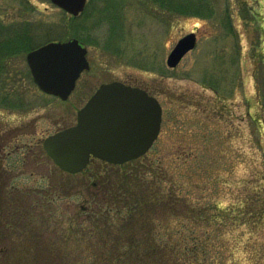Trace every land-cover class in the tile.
<instances>
[{
  "label": "rangeland",
  "instance_id": "rangeland-1",
  "mask_svg": "<svg viewBox=\"0 0 264 264\" xmlns=\"http://www.w3.org/2000/svg\"><path fill=\"white\" fill-rule=\"evenodd\" d=\"M208 1L213 13L204 17L167 11L156 0H88L73 19L51 0H0L1 32L19 37L27 29L32 40L28 51L18 45L0 56V130L15 144H28L0 161L22 188L64 185L65 197L56 200L59 222L48 229L69 238V264H101L88 241L69 233L71 224L80 227L74 216L83 217L82 207L95 209L101 201L92 172L103 178L120 171L95 160L68 173L43 140L75 124L99 86L116 80L147 88L163 106L161 134L142 158H159L190 205L225 209L217 240L223 264H264V0ZM190 32L197 46L169 67L168 54ZM73 38L87 48L90 69L62 100L37 86L27 54Z\"/></svg>",
  "mask_w": 264,
  "mask_h": 264
},
{
  "label": "trees",
  "instance_id": "trees-1",
  "mask_svg": "<svg viewBox=\"0 0 264 264\" xmlns=\"http://www.w3.org/2000/svg\"><path fill=\"white\" fill-rule=\"evenodd\" d=\"M156 1L167 11L204 17L213 13L208 0ZM2 29L0 24V56L10 55L18 45L29 50L32 40L24 33L27 29H22L19 37L4 34ZM2 130L0 159L27 147L20 142L18 148L12 135ZM141 158L108 163L118 165L120 173L103 178L97 169L92 172L90 176L103 192L101 201L95 209L85 206L82 218L74 216L80 227L71 224L69 235L76 233L80 241H88V249L102 255L101 264H223V242L217 240L225 232L219 223L223 220L224 224L225 209L190 205L167 178L166 166L159 164V158L148 162ZM9 166L0 161V264H69L67 259H74L71 251L66 252L69 238L61 237L59 228L53 233L48 229L59 222L56 200L65 197L64 185L22 188L16 182L18 174L7 172ZM167 182L171 184L168 189Z\"/></svg>",
  "mask_w": 264,
  "mask_h": 264
},
{
  "label": "water",
  "instance_id": "water-1",
  "mask_svg": "<svg viewBox=\"0 0 264 264\" xmlns=\"http://www.w3.org/2000/svg\"><path fill=\"white\" fill-rule=\"evenodd\" d=\"M87 0H52L78 15ZM197 45V34L180 38L167 57L175 68ZM88 50L77 38L50 41L27 54L35 83L47 93L67 99L81 73L90 69ZM162 105L140 87L121 81L102 84L78 112L76 125L44 140V147L62 169L82 171L91 155L124 163L148 152L160 133Z\"/></svg>",
  "mask_w": 264,
  "mask_h": 264
},
{
  "label": "flooded vegetation",
  "instance_id": "flooded-vegetation-1",
  "mask_svg": "<svg viewBox=\"0 0 264 264\" xmlns=\"http://www.w3.org/2000/svg\"><path fill=\"white\" fill-rule=\"evenodd\" d=\"M126 83V82H125ZM139 87H141V88H143V89H145L146 91H148V93L150 94V95H153L151 92H150V90H148L147 88H144V87H142V86H139ZM155 96V95H154ZM162 105V104H161ZM162 108H163V106H162ZM74 125V124H73ZM162 125H163V110H162V122H161V127H160V133H159V136H160V134H161V130H162ZM72 126V125H71ZM69 127V126H68ZM66 128V127H65ZM64 129V128H63ZM60 130H62V129H60ZM59 131V130H58ZM159 136H158V138H159ZM158 138H157V140H158ZM156 140V141H157ZM155 141V142H156ZM155 142H154V144H155ZM28 145V144H27ZM20 146H22V145H20V142H18V148L20 147ZM95 160H100V161H103V160H101V159H98V158H94V157H92L91 158V160H90V163H92L93 161H95ZM104 162H106V161H104ZM107 163V162H106Z\"/></svg>",
  "mask_w": 264,
  "mask_h": 264
}]
</instances>
